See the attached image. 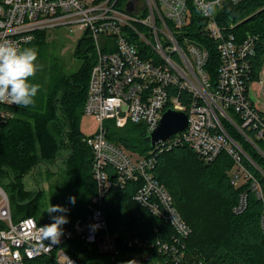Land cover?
Listing matches in <instances>:
<instances>
[{
	"label": "built area",
	"instance_id": "built-area-1",
	"mask_svg": "<svg viewBox=\"0 0 264 264\" xmlns=\"http://www.w3.org/2000/svg\"><path fill=\"white\" fill-rule=\"evenodd\" d=\"M241 1L0 0V41L12 40L25 47L36 31L60 24H73L72 31L92 41L94 58L84 113L99 124L96 133L84 138L94 156L96 193L86 216L62 225L59 244L49 247L39 238L40 226L45 224L35 217L14 221L9 195L0 184V264H27L43 254H53L58 264H144L138 257L123 254L118 235L109 229L103 203L113 183L140 182L134 199L175 228L177 243L187 238L190 226L167 187L155 178L156 155L139 154L108 138L110 128L128 124H140L150 132L170 107L186 111L188 125L155 146L156 150L188 144L207 163L225 152L233 160L228 170L231 184L235 188L248 185L264 198L248 164L262 174L264 170L244 147L246 141L264 157V111L251 96L252 60L259 36L249 33L239 40L217 20L225 3ZM130 2H134L131 10ZM198 25L215 41L220 56L215 82L206 69L209 49L189 35ZM183 91L192 96L189 104L180 98ZM14 106L0 102V124L13 117ZM247 204L244 189L234 212L241 213ZM81 244L94 245L100 256L84 255ZM124 244L145 245L137 237L126 238ZM174 249L167 242L160 244L163 252Z\"/></svg>",
	"mask_w": 264,
	"mask_h": 264
},
{
	"label": "trees",
	"instance_id": "trees-1",
	"mask_svg": "<svg viewBox=\"0 0 264 264\" xmlns=\"http://www.w3.org/2000/svg\"><path fill=\"white\" fill-rule=\"evenodd\" d=\"M251 15V19L242 22ZM200 20L204 25L205 21ZM217 20L239 40L249 33L259 36L252 60L251 82L260 80L264 68V0L225 3L217 13ZM199 28L198 25L189 35L209 49L206 69L215 82L220 56L215 41ZM45 42L46 32L40 30L25 47H35L39 51ZM91 43L90 39L79 40L76 55L83 57L84 62L76 72H59L46 93L39 90L34 106L12 107L15 116L0 124V184L9 195L13 217L17 220L33 216L42 223L37 217L39 208L36 206L41 192L33 196L26 189L24 178L41 163L48 166L55 163L63 148H67L63 159L65 170L78 181L80 190H73L70 197L74 196L76 202L73 205L69 200L70 210L62 215L71 223L88 213L87 205L96 193L94 156L84 140L86 135L80 121L94 58L88 53L92 49ZM86 46L90 49L87 52L84 51ZM30 82L37 84L33 77ZM191 97L186 91L180 93L185 104L190 103ZM147 135L142 125L128 124L124 128H110L108 138L139 154L156 155L155 178L171 193L191 234L181 243L175 241V228L134 199L140 182L128 181L124 186L113 183L104 197L103 206L109 229L118 235L122 253L138 257L144 264H264V198H259L248 185L235 188L231 184L228 170L233 166L232 158L222 152L213 162L207 163L188 144L166 145L156 150ZM244 147L264 170V157L246 141ZM248 165L259 179L264 194V174ZM6 179L9 182H5ZM244 189L248 192L247 207L241 213H235L233 209ZM79 193H82L81 197H78ZM128 237H137L145 245L128 247L124 244ZM164 242L175 249L161 251L160 244ZM79 248L91 259L100 256L94 245L81 244ZM181 253L183 256L175 257ZM27 264L58 263L53 254H43Z\"/></svg>",
	"mask_w": 264,
	"mask_h": 264
},
{
	"label": "rangeland",
	"instance_id": "rangeland-1",
	"mask_svg": "<svg viewBox=\"0 0 264 264\" xmlns=\"http://www.w3.org/2000/svg\"><path fill=\"white\" fill-rule=\"evenodd\" d=\"M72 26L74 25L60 24L45 29L46 42L38 51V59L36 61L38 71L33 77L36 83L40 85V89L44 90L45 93L48 91L55 76L59 75V72L65 74L76 72L84 62L83 57L76 55L77 44L82 38V33L80 31H72ZM87 48L88 46L84 47L85 52L90 50ZM91 50L88 51L90 55L92 54ZM255 82H258V85L255 87L254 91L257 92L259 98L261 96L260 100L263 104L264 73L261 74L260 80ZM14 116L15 113L13 112V117ZM80 127L84 135L88 136L98 131L99 124L94 116L84 113L81 117ZM66 152L67 148H63L61 155L55 163L49 164V166L41 163L33 172H30L24 178L25 187L27 190L31 191L33 196L41 192L40 198L36 200V206L39 208L37 217L45 225L53 222L52 216L64 214L52 213L49 215L46 211L50 204L60 205L66 208V212H68L70 210L69 197L72 196L71 193L74 189L78 191L80 188L78 181L69 176V173L65 170L63 159ZM5 182L9 181L6 179ZM81 196L82 193H79L78 197ZM14 221H17V218L14 217ZM79 256L84 259L85 262L89 261V259L80 253Z\"/></svg>",
	"mask_w": 264,
	"mask_h": 264
},
{
	"label": "clouds",
	"instance_id": "clouds-1",
	"mask_svg": "<svg viewBox=\"0 0 264 264\" xmlns=\"http://www.w3.org/2000/svg\"><path fill=\"white\" fill-rule=\"evenodd\" d=\"M37 59L38 50L35 47H21L12 40L0 41V102L10 101L25 108L34 106L40 85L31 83L30 78L38 71ZM69 200L73 205L76 202L74 196ZM66 211L60 205L50 204L46 212L51 215ZM52 221L39 229V238L47 241L49 247L60 243L64 234L62 225L68 223L65 215L52 216Z\"/></svg>",
	"mask_w": 264,
	"mask_h": 264
},
{
	"label": "water",
	"instance_id": "water-1",
	"mask_svg": "<svg viewBox=\"0 0 264 264\" xmlns=\"http://www.w3.org/2000/svg\"><path fill=\"white\" fill-rule=\"evenodd\" d=\"M133 4L134 2L129 3L130 10L133 9ZM253 15L247 17L242 22L248 21L253 17ZM187 125V112L179 108L170 107L164 112L158 126L152 131L148 132L147 140L150 142L152 147H155L166 139L170 138L172 135L186 129Z\"/></svg>",
	"mask_w": 264,
	"mask_h": 264
},
{
	"label": "crops",
	"instance_id": "crops-1",
	"mask_svg": "<svg viewBox=\"0 0 264 264\" xmlns=\"http://www.w3.org/2000/svg\"><path fill=\"white\" fill-rule=\"evenodd\" d=\"M263 73H264V68H263L261 74H263ZM259 83H262V82H259ZM257 85H258V82L253 81V83H252V85H251V96H252V98L254 99V101L257 103V105L261 108V110L264 111V103L262 104V103H261V100H260L261 96H260V98H259L258 95H257V92L254 91V90H255V87H256Z\"/></svg>",
	"mask_w": 264,
	"mask_h": 264
}]
</instances>
